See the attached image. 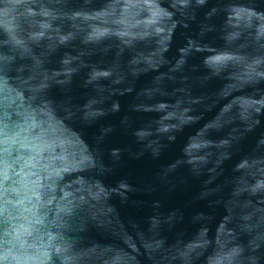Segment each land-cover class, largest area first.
<instances>
[{"label":"water","instance_id":"1","mask_svg":"<svg viewBox=\"0 0 264 264\" xmlns=\"http://www.w3.org/2000/svg\"><path fill=\"white\" fill-rule=\"evenodd\" d=\"M0 264H264V0H0Z\"/></svg>","mask_w":264,"mask_h":264}]
</instances>
